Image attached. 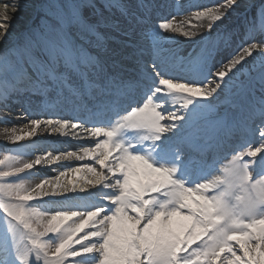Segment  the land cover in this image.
Wrapping results in <instances>:
<instances>
[{
  "label": "bare ground",
  "instance_id": "obj_1",
  "mask_svg": "<svg viewBox=\"0 0 264 264\" xmlns=\"http://www.w3.org/2000/svg\"><path fill=\"white\" fill-rule=\"evenodd\" d=\"M131 1L137 9L132 11L133 14L125 10L110 14L106 18L98 15L88 17L89 23L94 25L93 33L97 30L101 31L108 39V48L104 55L109 58L112 65L105 64L102 57L94 55L95 58L91 57L94 63L90 61L88 65H81L86 72V77L70 72L64 79L51 81L43 76L37 77L30 63L15 60L14 71L10 74L13 78L7 80L8 84L10 83L7 94L1 97L0 143L8 144L16 152L19 151L27 157L24 164L29 167L25 173L29 195L26 198L37 200L47 210L54 212L52 219H56L63 225L60 231L56 230L60 232V236L65 227L74 231L77 239L71 242L69 247L77 249L75 255L77 264H92V258L96 256L95 248L89 243L87 234V228L90 227L97 229L92 234L94 236L92 239L102 240L101 252L109 263H133L131 254L136 244L131 234L136 230L135 218H130L126 210H119L115 212L116 218L112 219L110 224L107 223L101 215L109 209L108 202L103 203V208L90 218L84 213L86 206L92 205L93 197L105 198L102 201H106L115 191L121 190L125 193L130 188L127 194L133 199L131 203L135 201L132 208L137 210V218L147 221L145 233L140 237L146 249H155L159 254H162L164 249L167 251L182 249L203 234L202 225H204L213 228L214 233L211 236L231 233L226 241L228 246L222 248L221 253L217 255L220 260L224 259L225 255L249 259L260 252L264 253V234L258 231L259 225L255 227L251 224L257 216H260L264 227V210L242 211V216L248 218L245 221H241L240 214L234 212L236 222L231 225H228V218L225 216L218 223L223 225L220 231L212 225L216 215L212 214L215 210L211 197L208 195L209 190L211 188L213 191L218 190L215 195H224V202L230 204L225 197L228 193L226 190L232 183L239 189L236 194L237 199L235 198L232 206L233 208L241 207L242 204L238 199L240 192L244 196V202L247 201L248 194L239 184L240 178L230 181L231 178L222 177L213 169L206 181H200L192 170L180 175L183 167L189 161L196 159V156H208L210 161H215L219 154L224 153L222 148H226L228 152L233 149L229 146L237 142L252 146V153L247 157L252 173L264 172V139L256 141L253 138L246 139L245 129L243 128V131L242 126H240L241 129L237 126L241 121L247 124L252 119L257 120L255 124H264V114L258 116L248 111L251 109L248 108L249 103L252 106L254 102L262 105L255 97V93H249L246 99L248 106L245 105L232 118L233 115L226 114V107L232 108L235 105L230 99L233 94H230L229 89L221 86L219 91H214L209 98L197 96L193 91L169 86V84H180L184 88L195 89L203 85V90L208 92L216 89L221 83H227L218 81L211 73L222 71L223 65L227 63L225 57L231 56L233 51L218 54L207 77H204L201 72L202 65L192 63L202 49H206V45L211 43L210 40L202 43V37L209 34V29L206 27L208 21L198 20L196 12L218 8L226 0L216 4H213L214 0ZM255 1L240 0V7L226 18L219 29L214 28L211 35L232 25L239 16L246 15L254 7ZM5 5L8 7L5 8ZM156 7L163 10L162 15L168 17L174 25L179 26L182 22L186 31H192L195 34L186 37L181 32L168 30L154 44L153 40L146 37L144 30L150 22L156 20ZM0 11L6 12L9 17L7 21L0 20V23L8 24L7 29L0 28V33H3L0 35V53H5L13 48L18 39L32 33L37 10L34 0H0ZM72 39L75 44L82 45L79 39ZM256 43L259 44V42ZM83 47L89 57L92 53L88 52L85 46ZM37 55L40 59H46L39 53ZM154 57H159L164 63L161 65L157 62L153 66ZM260 58L261 49L257 48L253 55L247 58L248 62L243 69L250 67ZM118 66L123 68L116 73L111 72ZM92 67L93 71L90 69ZM60 71L65 70L61 67ZM126 74H130L129 79ZM149 76L157 80L152 95L159 102V108L165 111L163 126L154 119L153 115L156 112L153 106L149 108L147 115L141 114L137 117L135 112L118 115L109 127L104 128L91 126L89 123L93 121L92 119L78 114L80 107L89 108L92 102L109 99L108 96L111 93L104 87L111 82L116 85V90L126 88L133 100L143 99L146 93L142 91L140 85L146 82ZM79 79H90L96 84L95 86L93 84L94 90L90 99L84 98ZM162 80L169 81V84H162ZM128 82L137 86L132 88L127 85ZM86 85L88 88L91 86L90 83ZM66 88L70 93L65 91ZM75 90L78 93L82 92L81 95H77L78 99L82 97V105L77 98L73 97L71 91ZM28 92L36 98L39 105V108L34 107L35 109L32 110L34 112L29 114L32 117L31 120L26 117L27 115H19L7 103L13 101L14 105L19 104L18 98ZM53 93H58L56 98H59V101L56 107L49 112V109L43 110L49 107L46 106L47 104L50 105L46 97L54 101ZM212 100H219L225 108L216 119L206 120L202 115L210 110L216 111V107L206 106L207 101ZM58 105L63 107L69 105L71 109L63 110L62 107L60 110ZM107 111L114 114L110 108ZM198 122L205 123L206 126L195 140L188 141L186 146L179 142L171 143L180 132H191L193 128L196 131L195 126ZM255 127L257 125H253V128ZM161 128L164 131H159ZM127 132L130 133L129 136H126ZM237 137L241 139L236 141ZM140 146L143 147L141 152L133 151ZM184 148L189 149L188 152H182ZM248 152L246 150L236 153L228 161H236L239 156ZM162 156H167L166 162L160 159ZM201 163L206 165V162ZM208 167L212 168L211 165ZM224 169L223 167L218 171H225ZM13 177L18 176L7 178ZM118 179L123 181L120 182ZM261 195L263 196V191ZM146 196L149 200L145 199ZM121 199L124 198L121 196ZM127 201L129 200L124 199L120 203L124 206L128 204ZM257 201L260 200L257 198ZM260 204L263 206L264 202ZM229 211V214H233L231 209ZM247 237L251 239L252 244L243 242ZM179 243L182 245L176 247ZM0 249H9L8 243L0 244ZM0 258V264H7L6 256L1 251ZM158 264L165 263L158 261Z\"/></svg>",
  "mask_w": 264,
  "mask_h": 264
},
{
  "label": "rangeland",
  "instance_id": "obj_2",
  "mask_svg": "<svg viewBox=\"0 0 264 264\" xmlns=\"http://www.w3.org/2000/svg\"><path fill=\"white\" fill-rule=\"evenodd\" d=\"M222 1L223 0H214L213 4L218 2L222 3ZM34 2L37 10V18L35 20L32 32L42 28L45 21L48 23L52 22V19L47 12V6L49 4H55L59 9L66 13H70L73 8H76L78 9L80 17L88 22L89 15H98L106 18L110 14H116L119 11L122 12L128 10L129 14H133L132 11L137 10L133 5V1L131 0H34ZM262 3H264V0H256L254 7L251 9V11L246 13V15L244 14L241 17L239 16V18L236 19L232 25L225 27L222 31H216L212 33V38L210 40L211 43L206 45V49H214L212 53L211 68H209L207 64H201V72L203 73L204 77L208 76L212 69L214 59L218 54H222L224 52L229 53L231 51H233L234 54V50L238 52L239 50H242L243 47H247L249 43L260 42V40L264 38V33H261L260 31H253L251 28H249V24L255 17H257L260 5ZM156 11L159 13L156 20L150 22L147 25V28L144 30V33L149 40L152 39L147 33L152 29L153 26L160 30V33L162 32L161 36H163L164 33L168 31L159 29V24L170 19L162 15L163 10L159 9V7H156ZM239 28L244 33V36L246 33L247 39L240 35L242 32H239ZM68 31L72 38L79 39L78 41L80 44L85 46L88 49V52L92 53L89 55V57L95 58L94 55H99L102 57V61L108 62L109 58L105 57L104 53L108 48L109 41L101 31L97 30V32L94 33L90 32L89 34L91 35L88 36L87 34L80 33L78 28L75 26H70ZM30 35H24L18 39L16 44L12 49H10L9 52L0 53V104L2 102L1 97H4V95L6 96L7 87L9 88L10 85V83L8 84L7 80L13 78V76H10V74L14 71V65H16L15 60H19L18 53L23 50L30 38ZM80 35H84L87 42H85V40H81L79 38ZM260 61L261 58L250 67L243 69L237 78V82H233L231 88L228 90L230 94H233L230 96V99L235 105L232 108L230 106L226 107L227 116L233 115V118L237 111H240L245 105H247L246 99L250 92H254L256 94L255 97L257 99L259 97L264 103V89L260 90V84L258 79H256L261 68ZM90 69L93 71V67ZM148 78L153 77L149 76ZM240 81L247 83L244 87H239L238 83ZM51 85H53V83H51ZM149 88L152 90L155 89V87L151 88L150 86ZM54 95L56 96V94ZM151 96L153 97L152 92L151 95H148V97L144 98V101H142L137 106L135 116L137 115L138 117L141 114L147 115L149 108L153 106L156 112L153 117H155L154 119L160 124V126H163L165 123L163 121V118L165 117V111L159 108V102ZM18 99L20 103L17 105H14L13 101L7 102L6 100V102L11 107H13V110L18 112L19 115H27L26 117L31 120L32 117L29 114L34 112L32 111L35 109L34 107L39 108L35 97L24 93V95ZM47 99L51 100L50 97H47ZM206 106L216 107L215 112L210 110L205 115H202V117H204L206 120L216 119V117H218L225 108V106L219 100L207 101ZM249 107L250 105L248 108ZM263 109L264 106L258 110V114H264ZM48 111H51V109ZM256 125L257 127H255V130L250 135L254 136L256 140H260L262 138L264 139V124L260 125L259 123V125ZM205 126V123L198 122V124L195 126L196 131H194L193 128L191 132H180L178 134L177 140L184 143L190 140H195L196 136L201 132V130H205ZM251 149V145L240 146L235 153L246 150L249 152L247 154L241 155L236 161H228L227 166L224 169L225 171H218V168L223 166V160L217 159L214 163H212L213 167L216 168L215 171L222 177L224 176L226 178H231L230 181H235L240 178L239 184L242 185L248 194L247 201L244 202V196L242 192H240L238 199L242 205L241 207L233 208L232 204L235 198L237 199L236 194L239 192V189L235 188L232 183H229L230 185L225 184L229 185V188L226 190L228 193L225 197V200L230 204L224 202V195H215L218 193V190L213 191L212 188L209 190L208 195L211 197L210 200L214 204L215 210V212L213 211L212 214H214V216L216 215V217L213 219L212 225L216 226L217 231H220V229L223 228L222 223H218L220 220L224 219L225 216L228 218V225H231L236 222L234 212L240 214L241 221H245L248 218L242 216V211L246 212L252 209L258 211L264 210V205L261 206L260 204V202H264V173L253 174L249 168L247 157L251 155ZM18 152L19 151L16 152L15 149H13L8 144L0 143V244L8 243L9 247V249H0V251L2 254H5V260L7 264H77V259L75 258L77 249L69 247L70 243L77 239V235L74 233V231H71L68 227H65L62 230L60 236V232H56V230L60 231L61 228H63V225L56 219H52L54 212L47 210L39 201L26 198V196L29 195V191L27 190L26 186L27 178L25 173L28 171L29 167L25 166L24 164L27 157L21 152ZM235 153H232V155ZM232 155L228 154V156L224 159L228 160V158H230ZM203 160L206 159L203 158ZM197 163L200 164L199 162ZM190 166L193 169L197 167L196 173L200 176L202 181L207 179V176L203 175L201 172V169L204 166H199L197 164L195 165L193 162L190 163ZM14 175L18 177L7 178ZM121 179L118 180L121 182L123 181ZM112 185L113 184H111V186ZM128 190H131V188ZM128 190L125 193L123 191L121 192L120 190L110 194V198L108 197V200L105 201L110 204V208L107 211H104L101 216L109 224L112 219L116 218L115 212L119 210H126V213L130 218H135L136 230H134L135 232L131 234L132 239L136 244V248L131 254V259L133 261L132 264H158V261H163L165 264H264V253L261 252L249 259H239L236 257H231V255H225L226 257L222 260L218 259L217 255L221 253V249L228 246L226 241L227 238L230 237L229 235H231V233H223L219 236H211L214 233L213 228L210 226L205 227L204 225H202L203 234L199 235V237L183 246L182 249H169L168 251L164 249L162 254H159L157 251H155V249H146L142 244L140 237L145 233L147 221H145V219L137 218V210L132 208L135 204V201H132L131 203V200L133 199H131L127 194ZM260 190L263 191V196L261 195ZM121 196L122 198L129 200L127 201L129 205L125 204L122 206L120 201L124 199H121ZM257 198L260 201H257ZM145 199L149 200L148 196H146ZM91 200L92 205L88 207L86 206L84 209L85 216L87 215L88 218H90L94 213L100 211L101 208H103V203H105L102 201L104 198L101 199L99 197H93ZM230 209L234 216L233 214H229ZM217 216H220V218H217ZM126 224L128 223L126 222ZM251 224L253 226L255 225V227L259 225L260 229L258 231L264 234V227L262 226L263 219L260 218V216H257ZM95 230L97 229L91 227L87 228L89 243L95 248L94 250L96 251V256L92 258V264H116L109 263L104 254L101 252L102 240L92 239L94 237L92 234L95 232ZM256 231L257 230L254 232ZM49 235L51 236L48 237ZM49 242L51 244H48ZM243 242L245 244H248L249 242L251 244L253 243L249 237H247ZM202 243H204V246H202ZM181 245L182 244L179 243L176 247ZM117 264H119V262Z\"/></svg>",
  "mask_w": 264,
  "mask_h": 264
},
{
  "label": "snow or ice",
  "instance_id": "obj_3",
  "mask_svg": "<svg viewBox=\"0 0 264 264\" xmlns=\"http://www.w3.org/2000/svg\"><path fill=\"white\" fill-rule=\"evenodd\" d=\"M7 7L8 5H5V8ZM239 7L240 0H226V2L218 8H209L206 11L196 12L195 15L198 20L206 19L208 21L206 27L209 29V34L208 36L202 37V43H207V41L211 40L212 30L214 28L219 29L220 26L224 24L226 18L235 12ZM47 12L51 17L52 22L48 23L45 21L42 28L34 30L31 33L27 44L23 50L18 53V59L20 61L30 63L35 69L37 77L43 76L51 81L64 79L70 72L81 77H86V72L83 70L81 65H88L91 58L87 56L83 45L75 44L68 29L70 26H75L78 28L80 33H86L88 36L90 32H93L94 25L85 19H82L79 15L78 9L76 8H73L70 13H66L59 9L55 4H49L47 6ZM8 19L9 17L7 13L0 11V20L7 21ZM7 27V23H0V28L7 29ZM196 27L198 28L199 25ZM249 28L253 31H260L261 33H264V3L260 5L258 15L249 24ZM159 29L181 32L186 37H190L195 34L192 31H186L182 22L179 26H176L171 20L160 23ZM147 34L151 37L154 44L161 39L160 31L154 26ZM0 35H3V33H0ZM79 38L87 42L84 35H80ZM257 48L261 49V68L256 79H258L260 87L264 89V38L260 40L259 44L249 43L248 46L243 47L242 50H239L238 52L234 50L233 55L225 57L227 63L223 65V70L212 71L211 74L215 76L218 81H226L227 83H221L212 91L205 92L203 90V85H199L195 89H188L184 88V86L180 84H169V81L167 80H162L161 83L169 84L170 87L182 88L185 91H193L197 96H207L211 98L213 92L219 91L221 86L226 89H230L233 82H237L239 74L242 72L244 65L248 62L247 58L252 56L253 52ZM213 51L214 49H202L201 53L193 59V65L207 64V66L211 68ZM36 53H39L41 56H45L46 59H40ZM157 62L161 65L164 63L159 59V57H154L152 61L153 66H155ZM61 67L65 69L64 72L60 71ZM144 71L146 72V70ZM246 83L247 82L240 81L238 86L244 87ZM210 107L211 106H209V108ZM159 131L162 132L164 129L161 128Z\"/></svg>",
  "mask_w": 264,
  "mask_h": 264
}]
</instances>
